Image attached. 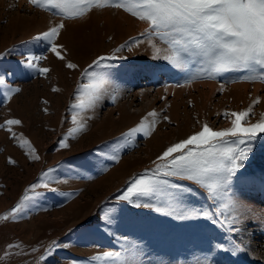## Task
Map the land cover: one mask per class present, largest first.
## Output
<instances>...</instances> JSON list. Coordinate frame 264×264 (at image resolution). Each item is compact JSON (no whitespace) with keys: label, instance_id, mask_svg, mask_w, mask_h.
Returning <instances> with one entry per match:
<instances>
[{"label":"rangeland","instance_id":"rangeland-1","mask_svg":"<svg viewBox=\"0 0 264 264\" xmlns=\"http://www.w3.org/2000/svg\"><path fill=\"white\" fill-rule=\"evenodd\" d=\"M102 11L93 10L95 16L88 20L64 21L63 36L57 40L63 45L59 50L79 65L69 70L44 43L33 42L35 35L60 23L61 17L35 8L28 0H0V76L6 82L0 85V124L7 119L21 121L13 126L16 138L0 128V215L15 207L33 184L40 185L29 192L34 200L20 218L0 221V264H203L206 260L211 264H264V228L259 221L248 222L250 212L234 225L241 232L229 231L203 216L180 221L154 208H137L117 199L133 177L154 169L153 161L170 144L199 131L205 122L217 130L230 127V121L222 117L225 110L242 111L259 98L249 123L264 118V83L243 81L244 73L234 72L215 78L204 75L179 87L188 79L185 71L154 59L151 46L139 36L144 29L134 34L136 29L128 24L108 23ZM133 37L144 42L129 51ZM121 45L126 46L115 52ZM29 53L47 57L39 62V67L50 70L46 76L22 63ZM113 54L122 58L88 69L108 74L102 98L93 109H72L80 85L89 83L82 70L98 57ZM210 84H215L213 91ZM9 86L20 89L10 100L4 96ZM57 88L60 91H54ZM153 110L161 118L167 115L171 123L161 119L150 136L138 134L127 140L129 130ZM73 116L87 128L68 137ZM65 138L69 147L60 148ZM23 139L36 149L38 160L19 146ZM112 155L119 159H110ZM10 159L16 163H9ZM263 163L264 140L258 138L244 168L233 178L231 191L241 192V180L254 168L264 174ZM170 179L193 187L196 194L186 198L187 207L213 211L220 221L231 214L224 208L221 216L204 189ZM257 182L264 185V181ZM231 196L235 200V193ZM153 202L161 206L155 198ZM54 242L69 247L54 248L41 261ZM10 244L20 247L10 248ZM219 244L226 248L239 244L243 251L233 255L218 248ZM105 252L120 256L93 260Z\"/></svg>","mask_w":264,"mask_h":264},{"label":"snow or ice","instance_id":"snow-or-ice-1","mask_svg":"<svg viewBox=\"0 0 264 264\" xmlns=\"http://www.w3.org/2000/svg\"><path fill=\"white\" fill-rule=\"evenodd\" d=\"M28 3L53 16L61 17L60 23L35 35L33 42L44 43L47 50L64 61L65 67L69 70H76L79 65L67 60L59 50L63 45L58 44L57 40L65 28L64 21L82 19L93 10L112 8L122 10L147 25L139 36L146 39L151 46L154 59H163L174 68L185 71L188 79L186 84L178 85L179 87H184L204 75L215 78L223 73L234 72L244 73L240 77L243 81L264 83V0H28ZM130 39L131 44L127 45L129 51L132 50V46L138 47L144 42V39L135 37ZM125 46L121 45L115 52H120ZM46 58L43 55L29 53L22 63L39 75L46 76L50 70L39 67V62ZM118 58L122 57L115 54L108 57L100 56L93 60L88 68L82 70V75L89 83L80 85V95L71 105L72 109H93L96 106L102 98L108 74L95 70L89 72L88 69H93L94 66L99 68L103 62ZM5 83L4 77L0 76V85ZM19 91V88L9 86L4 96L10 100L13 94ZM54 91L60 90L57 88ZM220 91H223V85ZM112 99L115 100L116 96L113 95ZM259 103L260 100L257 98L242 111L225 110L222 117L230 121V127L217 130L205 122L199 131L167 146L153 161L154 169L146 170L144 175L133 177L125 192L117 199L134 204L137 208H154L157 213H163L176 220L183 221L203 216L213 225L219 223L221 227L226 226L229 231H240L234 225L241 223V217L246 218L251 209L241 211L242 206L231 196V187L233 178L249 159L253 143L258 138L264 140V135H261L264 134V118L256 123H249L251 116L254 115L253 108ZM161 119L171 123L167 115L161 118V114L155 110L147 113L136 127L129 130L126 139L131 140L138 134L150 136ZM72 123L74 126L68 132V137H75L87 128L86 123L78 120L76 116H73ZM20 124L19 119H7L4 124H0V128L6 129L16 138L17 133L13 131V126ZM18 142L31 159H39L30 141L23 139ZM59 147H69L67 138L60 141ZM109 158L119 159L117 155ZM9 163L15 164L16 161L10 159ZM149 172L151 175H148ZM43 175L46 177L49 173ZM170 178L188 181L198 186V189H204L207 199L220 209L221 216L224 215V208L229 209L231 214L220 221L214 218L213 211L187 207L186 198L195 195L196 192L193 187L173 182ZM39 186L33 184L15 207L0 215V221L20 218L29 203L34 200V195H29V192L34 193ZM43 186L47 187V184ZM153 198L161 206H157ZM145 200L146 202H142ZM105 219L112 223L110 217L106 216ZM9 247L19 248L20 245L10 244ZM58 247L67 248L69 245L54 242L46 255L40 257L41 261L47 260L54 248ZM217 247L230 251L233 255L243 251L239 244H233L230 248L223 244ZM119 256L120 253L105 252L102 256L93 257V260H108ZM203 264L211 262L206 260Z\"/></svg>","mask_w":264,"mask_h":264},{"label":"bare ground","instance_id":"bare-ground-1","mask_svg":"<svg viewBox=\"0 0 264 264\" xmlns=\"http://www.w3.org/2000/svg\"><path fill=\"white\" fill-rule=\"evenodd\" d=\"M112 13H108L111 12ZM102 13L105 16V20L108 23H111L113 21H115L117 23V25H125L128 24L126 26H131L132 28L136 29L135 31H133L134 34H136L139 30L141 31L142 29H144L147 25L144 23L139 22L138 20L134 19L133 17L129 16V14L120 11V10H110L108 9H104L102 11ZM94 12L87 15V17H85L83 20H88L90 17H93ZM45 17V16H44ZM47 19V18H46ZM58 20V19H57ZM56 20V23H57ZM60 20V19H59ZM101 21V20H100ZM69 22V21H68ZM71 22V21H70ZM69 27V26H68ZM68 30V28H67ZM66 30V31H67ZM70 32V31H69ZM71 34V33H70ZM63 36V34L61 35ZM60 36V38H61ZM132 36V35H131ZM135 36V35H134ZM130 37V36H129ZM69 39V38H68ZM196 85V84H195ZM211 90L213 91L215 88V84H210ZM233 88L239 89L240 86H235ZM242 89V88H241ZM212 95V94H210ZM132 105V104H131ZM127 114V113H126ZM125 118V116H123ZM128 117V115H127ZM105 121V120H104ZM181 127V126H180ZM177 129V127H176ZM157 135V134H156ZM155 135V136H156ZM160 136V135H158ZM157 137V136H156ZM154 138V137H153ZM155 139V138H154ZM160 140V139H159ZM159 142V141H157ZM155 143V142H154ZM157 144V143H156ZM158 146V145H157ZM152 150V149H151ZM155 151V149L153 150ZM152 152V151H151ZM127 161V160H126ZM125 161H123L124 163ZM125 165V164H124ZM264 165V163H263ZM261 164V167L263 166ZM115 168V167H114ZM119 167H117L118 169ZM264 169V168H263ZM261 168L260 170H257L254 168V171L247 175L245 179H242L240 182V185L243 186L241 192H237L236 190L232 189L233 192L231 191V193H235V201L242 206L241 209L246 210V209H251L250 214V220L248 222L251 223V221H255L260 223V225L264 228V185H260V182L257 181H264V174L261 172ZM112 171V170H111ZM114 171V170H113ZM121 171V170H120ZM117 171V172H120ZM110 173V172H109ZM115 175V174H112ZM251 181H255L256 184L253 185L250 182ZM260 191V192H259ZM237 195V196H236ZM257 225V224H256ZM242 226V225H241ZM244 226V225H243ZM248 229V228H246ZM251 231H254L253 229H251ZM241 232V231H240ZM264 245V244H262ZM255 249V248H254ZM253 250V249H252ZM262 254V253H261ZM264 258V257H263Z\"/></svg>","mask_w":264,"mask_h":264}]
</instances>
